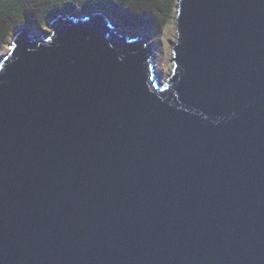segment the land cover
<instances>
[{
  "label": "water",
  "instance_id": "water-1",
  "mask_svg": "<svg viewBox=\"0 0 264 264\" xmlns=\"http://www.w3.org/2000/svg\"><path fill=\"white\" fill-rule=\"evenodd\" d=\"M171 69L104 11L0 55V264H264V0H177Z\"/></svg>",
  "mask_w": 264,
  "mask_h": 264
},
{
  "label": "trees",
  "instance_id": "trees-1",
  "mask_svg": "<svg viewBox=\"0 0 264 264\" xmlns=\"http://www.w3.org/2000/svg\"><path fill=\"white\" fill-rule=\"evenodd\" d=\"M177 0H0V47L26 25L36 29L59 12L104 11L131 30L159 35L175 13Z\"/></svg>",
  "mask_w": 264,
  "mask_h": 264
},
{
  "label": "rangeland",
  "instance_id": "rangeland-1",
  "mask_svg": "<svg viewBox=\"0 0 264 264\" xmlns=\"http://www.w3.org/2000/svg\"><path fill=\"white\" fill-rule=\"evenodd\" d=\"M63 13H66V12H63ZM108 16L111 17V19L113 18L112 15L111 16L108 15ZM48 22H49V19L45 20L43 26L41 25L38 26L39 24H37L36 29L33 28L32 25L31 26L26 25L14 31L13 34H11V36L6 41L5 45L0 47V55L8 51L7 45H9L12 37L17 31L20 32L26 29L28 32L38 34L41 30H45V31L49 30V28L47 27ZM114 23L118 29L128 32L132 35H140L143 37L147 36L148 42L151 43L153 47V56L155 57V59H153V64H154L156 72L159 73L162 77H165L169 73L171 69V62L168 63L169 60L171 59V51H170L169 43H171L174 40L173 19H171L169 23L165 24L163 30L161 31L159 35L149 34V33L147 34V33H142L140 31L131 30L125 25H122V23L118 21H115Z\"/></svg>",
  "mask_w": 264,
  "mask_h": 264
}]
</instances>
